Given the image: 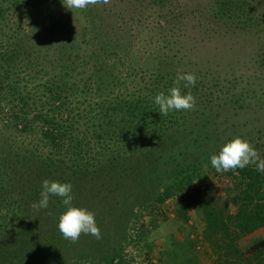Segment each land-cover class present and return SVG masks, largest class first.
<instances>
[{"label":"trees","instance_id":"obj_1","mask_svg":"<svg viewBox=\"0 0 264 264\" xmlns=\"http://www.w3.org/2000/svg\"><path fill=\"white\" fill-rule=\"evenodd\" d=\"M30 1L0 0V264H32L36 260L32 255L37 250L34 247L40 245L36 239L38 233L28 231L39 227L40 210H34L31 205L39 201L45 179L71 181L64 177L67 171L71 177L100 171H106V175L118 163L122 168L133 164L136 170L144 163L136 155H143L150 145L160 142L164 132L172 127L176 114L170 112L168 118L160 115L154 98L161 91L168 94L173 84L160 90L157 84L162 75L147 68L136 71L129 66V85L121 74L122 88H118V94L112 91L113 70L117 67L114 65L119 60L122 64L118 55L127 46L111 42L108 46L109 40L99 37L93 25L89 29L94 46L88 54L90 73L77 91L78 96L73 83L64 90L52 80H41L48 71L41 74L40 48L30 46V41L35 40L36 29L53 34L59 26L55 21H45L44 26L33 13L20 12L19 7ZM148 1L162 7V0ZM252 1L216 0L213 15L237 29L259 27L263 25L264 15L255 13L252 5L262 0H254V4ZM17 16L19 19L12 22ZM201 86L197 81L191 92L199 91ZM195 98L208 102L203 95ZM209 155L201 160L207 166L201 167L200 160H192L172 170L173 174L171 169L159 168L160 164L147 170L140 167L132 179H125L122 185L125 192L118 193L123 196L120 204L131 203V207L114 210L109 206L106 213L111 215L116 227L105 225L103 231L108 235L120 232L123 238L126 224H133L139 215L132 209L133 205H138L139 210H155L167 195L177 192L175 216L185 222L187 208L196 206L200 210L202 237L218 256L217 264H264V236L245 254L234 245L240 235L259 228L264 230V173L258 172L255 165L228 171L234 182L230 178L233 187L224 188L223 195H227L224 201L204 199L196 191L185 192L191 177L207 178L209 170L217 173ZM51 164L55 165L54 169ZM51 201L62 200L51 197L53 205ZM141 233L136 232L135 242L142 239ZM147 243L144 240L140 244L145 255H149ZM172 243L170 249L158 250L156 258L160 264H198L195 255L190 254L189 259L184 255L194 243L192 239L185 237ZM78 253L80 256L74 261L80 264H127L118 246H107L104 252L95 249V253L88 254L80 248Z\"/></svg>","mask_w":264,"mask_h":264},{"label":"rangeland","instance_id":"obj_2","mask_svg":"<svg viewBox=\"0 0 264 264\" xmlns=\"http://www.w3.org/2000/svg\"><path fill=\"white\" fill-rule=\"evenodd\" d=\"M63 3L64 0H31L19 7L20 12L33 13L34 18L44 26L45 21H55L59 26L53 34L36 29L35 40L30 41V46L40 48L41 74L48 71L41 80H52L56 85L61 84L59 86H63L64 90L73 83L78 96L77 91L90 73L88 54L94 46L89 29L93 25L99 37L109 40L108 46L110 42L112 45L124 43L127 46L118 55L122 64L119 60L114 65L117 67L116 71L113 70V92L118 94L122 88L119 84L121 74L126 76V85H129V66L135 67L136 71L147 68L162 75L157 84L160 90L162 86L173 84L178 72L195 73L197 81L202 83L201 89L192 94L203 95L208 102L196 99L195 110L171 112L176 113L175 119L160 142L150 145L143 155H136L144 162L141 170H147L149 166L153 169L155 164H160L159 168L171 169L172 172L192 160H200L201 167L207 166L206 161L201 163L204 155L212 156L220 152L236 137L256 144L255 149L264 159V20L259 27L237 29L227 20L213 15L216 0H162L161 8L148 0H109L106 5L73 9V13ZM254 5V12L264 15V0ZM131 12L132 15H129ZM17 19L19 16L14 17L12 22ZM187 91L182 90V93ZM51 165L54 169L55 165ZM134 167L131 164L122 168L118 163L106 175V171H100L75 177L67 171L64 177L71 181L63 183L73 185L72 204L95 214L101 239L82 234L75 244L65 240L58 229V222L66 207L62 201H51L53 205L49 202L47 209H40L37 223L40 232L39 227L28 231L38 233L36 239L40 243L34 247L37 250L32 257L36 260L32 264H80L74 261L80 256L78 249L82 248L88 254L95 253V249L104 252L107 246L120 247L127 264H160L156 258L158 250H168L173 247L172 242L183 241L185 237L194 242L188 252H184L188 259L193 254L198 264H217L218 256L202 237L200 210L196 206L187 208L185 222L175 216L174 209L179 199L177 192L167 195L155 210H139L138 205H133L132 209L139 217L133 224H126L123 238L120 232L108 235L103 231L105 225L116 227L110 220L111 215L106 213L109 206L114 210L131 207V203L120 204L123 196L118 193L125 192V187L122 188L125 179L129 181L140 170V167L136 170ZM206 176L191 177L185 192L196 191L204 199L226 200L224 188L233 187L229 183L231 177L228 172L209 170ZM145 228L148 230L145 231ZM138 231L144 236L135 242ZM263 236L264 230L259 228L240 235L234 240V245L245 254ZM144 240L148 242L149 255L143 254L141 245Z\"/></svg>","mask_w":264,"mask_h":264},{"label":"clouds","instance_id":"obj_3","mask_svg":"<svg viewBox=\"0 0 264 264\" xmlns=\"http://www.w3.org/2000/svg\"><path fill=\"white\" fill-rule=\"evenodd\" d=\"M109 0H64L66 9L72 12L73 9L84 10L89 6L108 4ZM73 13V12H72ZM197 76L195 73H177L173 81V87L168 90V94L161 91L154 102L159 107L161 116H167L172 111H193L196 108V98L191 89L196 86ZM183 89H188L187 93H182ZM212 167L219 172L235 171L255 165L258 172L264 173V159L260 157L258 150L250 144L247 139L236 137L231 142L222 147L218 155L210 157ZM73 185L71 183H61L45 179L42 182L40 199L34 202L31 207L39 211L47 209L51 197H59L66 211L60 215L58 229L65 240L75 244L81 235H92L96 239H101V230L95 219V214L86 208L73 206Z\"/></svg>","mask_w":264,"mask_h":264}]
</instances>
